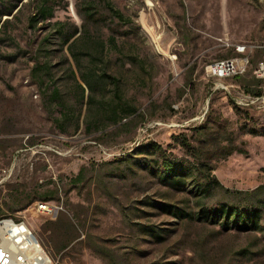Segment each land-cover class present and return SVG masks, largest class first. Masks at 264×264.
<instances>
[{"label": "rangeland", "instance_id": "obj_1", "mask_svg": "<svg viewBox=\"0 0 264 264\" xmlns=\"http://www.w3.org/2000/svg\"><path fill=\"white\" fill-rule=\"evenodd\" d=\"M27 2L0 35V218L26 220L54 264H264V222L226 230L161 207L197 214L264 185V83L250 70L226 90L205 74L234 56L221 38L264 41V0H61L52 23L77 31L69 43L29 28ZM163 157L232 193L164 184Z\"/></svg>", "mask_w": 264, "mask_h": 264}, {"label": "trees", "instance_id": "obj_2", "mask_svg": "<svg viewBox=\"0 0 264 264\" xmlns=\"http://www.w3.org/2000/svg\"><path fill=\"white\" fill-rule=\"evenodd\" d=\"M20 2L22 3L23 0H17L13 5H6V0H0V35L13 19L18 18L21 12V7L19 8ZM60 3L61 0H28L25 5L31 7V12L27 18V23L29 28L32 29H35L39 23L52 24L57 27L62 42L69 43L77 31L67 33L62 30V26H64L63 22L55 21L52 23V19L60 7ZM88 7L92 8L91 5ZM107 9L119 19L130 22V19H126L112 3L107 2ZM5 16L7 17L2 22ZM85 82L90 89H93V84L89 77L85 79ZM90 99H92L91 96ZM147 147H150L147 150L153 153L157 151L162 152L161 146L157 143H151ZM160 167L161 169H157V173L164 184L179 190L191 187L195 191L196 196L201 199L209 198L212 191L217 188L224 192L232 193L230 189L225 188L218 181L210 168H207V171L203 173L198 165H187L184 162L175 161L166 157H163ZM76 179L81 180L82 175H78ZM235 193L238 196H244V199L240 203H222L217 207H202L197 214L183 208L180 209L173 204H161V207L179 218H197L202 221L219 224L226 230L235 228L241 231H261L264 222V185H260L251 191H236ZM42 198L45 199L48 196ZM143 230L145 233L152 235L157 242L164 241L163 230L161 228L149 226Z\"/></svg>", "mask_w": 264, "mask_h": 264}, {"label": "built area", "instance_id": "obj_3", "mask_svg": "<svg viewBox=\"0 0 264 264\" xmlns=\"http://www.w3.org/2000/svg\"><path fill=\"white\" fill-rule=\"evenodd\" d=\"M221 42L234 52V56L222 58L206 65L208 78L220 81L219 87L228 90L221 81L244 76L250 70L264 83V41L233 42L221 38ZM37 211L52 216L61 207L49 201L36 202ZM0 264H54L26 220L20 217L3 216L0 218Z\"/></svg>", "mask_w": 264, "mask_h": 264}]
</instances>
